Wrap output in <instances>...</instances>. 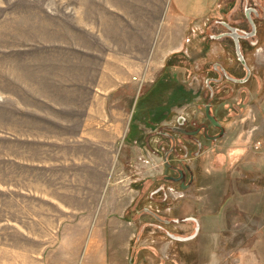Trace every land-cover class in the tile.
<instances>
[{
  "label": "rangeland",
  "instance_id": "1",
  "mask_svg": "<svg viewBox=\"0 0 264 264\" xmlns=\"http://www.w3.org/2000/svg\"><path fill=\"white\" fill-rule=\"evenodd\" d=\"M21 1L0 0V65L8 70L24 63L28 30L20 16L1 14L23 10ZM195 22L184 49L160 57L158 71L134 85L132 108L126 105L117 121L122 134L113 167L82 168L88 158L81 145L72 154V147L50 144L52 164L70 156L71 169L36 170L35 178L49 177L31 185L25 160L36 152L20 153L13 138L0 136V164L6 162L0 165V264H264V0H216ZM253 26L256 36L242 43L243 69L220 35L228 28L250 34ZM214 65L230 78L245 80L247 71L249 78L208 86L209 78H218ZM208 103L224 134L202 142L198 156L194 149L172 156L170 164L193 176L181 190L167 181L177 172L162 162L170 144L159 133L178 117L206 124ZM191 218L200 227L196 236Z\"/></svg>",
  "mask_w": 264,
  "mask_h": 264
},
{
  "label": "crops",
  "instance_id": "2",
  "mask_svg": "<svg viewBox=\"0 0 264 264\" xmlns=\"http://www.w3.org/2000/svg\"><path fill=\"white\" fill-rule=\"evenodd\" d=\"M214 1L26 0L18 2L23 10L3 12L7 19L20 16L28 30L24 63H11L9 70L0 65V120L6 117L0 136L13 138L20 153L36 152L25 160L32 169L26 182L48 180L46 172L35 178L36 170L71 169L70 156L52 164L50 144L72 147V154L81 145L88 158L82 168L113 167L122 134L117 121L126 105L132 108L134 85L158 71L160 57L184 49L183 37Z\"/></svg>",
  "mask_w": 264,
  "mask_h": 264
},
{
  "label": "flooded vegetation",
  "instance_id": "3",
  "mask_svg": "<svg viewBox=\"0 0 264 264\" xmlns=\"http://www.w3.org/2000/svg\"><path fill=\"white\" fill-rule=\"evenodd\" d=\"M252 23L254 24V22ZM256 31H257L256 26H254V29L252 30V33L250 34L249 33L239 34L238 31L236 30L237 32L236 37H233V34L227 31L223 32V34L220 35V40L227 39L232 43L236 61L240 64V66L243 69H248V67H247L245 58L242 53V43H245L250 38L255 37ZM242 33H245V32H242ZM249 35L251 36L247 37ZM251 47H254V46L251 45ZM213 68L215 72L218 74V78H209L208 86H211V84L222 83L224 80L230 81L231 83H235V84H244L249 78L248 71L246 72L248 76L245 80H237L234 78H230L222 66L214 65ZM209 90L211 92L210 98H212L213 97L212 88L209 87ZM204 118L207 122L206 124L208 125L201 124L199 126H191L189 123L187 124V121L185 118L178 117L176 119L175 124L170 126L167 131H161L159 133L160 138L166 139L170 144V147L167 149V151L162 156V162L168 170H173L177 172L176 176H172V175L167 176L166 177L167 181L170 182L171 184L178 185V187L181 190H187L190 188L191 184L193 183V176L185 175L183 171L177 169L172 164H170V162L174 161L172 159V156H174L175 153H178V152H183L184 153L183 156H187L190 152V149L196 150L195 155L198 156L202 148V142L210 143V142L216 141L220 139L224 134L221 125L215 120V118L211 114V104L210 103H208L204 108ZM211 128H215L216 130H218V133L216 135H210L209 131ZM178 136L184 139H187L185 141L186 144L179 143L177 139ZM160 150H163V147H161ZM148 212L151 214L150 210ZM189 221H191L195 226L194 232L196 236L200 230L199 224L197 220L193 218L189 219Z\"/></svg>",
  "mask_w": 264,
  "mask_h": 264
},
{
  "label": "water",
  "instance_id": "4",
  "mask_svg": "<svg viewBox=\"0 0 264 264\" xmlns=\"http://www.w3.org/2000/svg\"><path fill=\"white\" fill-rule=\"evenodd\" d=\"M253 28H254V26H253ZM229 30H230V32L233 34V37H236L237 36V32H236V30H234V29H230V28H228ZM251 35H249V36H247V37H250ZM171 239H173V240H175V241H179V242H186V241H189V240H191L192 239V237H190V238H186V239H184V238H179V237H174V236H169Z\"/></svg>",
  "mask_w": 264,
  "mask_h": 264
},
{
  "label": "trees",
  "instance_id": "5",
  "mask_svg": "<svg viewBox=\"0 0 264 264\" xmlns=\"http://www.w3.org/2000/svg\"><path fill=\"white\" fill-rule=\"evenodd\" d=\"M161 83H163V82H161ZM161 83H160L158 86H155V88H156V89H159L161 86H163V84H161ZM144 105H145V104H143V106H144ZM141 110H142V109H141ZM147 110H148V109H147ZM147 110H146V111H147ZM137 116H138V115H137Z\"/></svg>",
  "mask_w": 264,
  "mask_h": 264
}]
</instances>
